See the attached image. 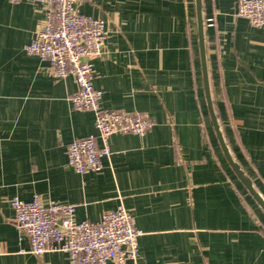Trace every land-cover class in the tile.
<instances>
[{"label": "crops", "instance_id": "1", "mask_svg": "<svg viewBox=\"0 0 264 264\" xmlns=\"http://www.w3.org/2000/svg\"><path fill=\"white\" fill-rule=\"evenodd\" d=\"M236 4L202 0L211 96L233 159L264 198V27ZM76 9L109 31L92 61L101 108L153 125L112 136L103 169L77 173L67 149L98 135L96 115L74 107L73 77L55 80L50 63L25 50L47 7L0 0V264H70L63 252L37 258L17 229L11 200L34 196L75 206L78 221L122 206L143 232L126 264H264V212L210 118L195 0H79Z\"/></svg>", "mask_w": 264, "mask_h": 264}, {"label": "built area", "instance_id": "2", "mask_svg": "<svg viewBox=\"0 0 264 264\" xmlns=\"http://www.w3.org/2000/svg\"><path fill=\"white\" fill-rule=\"evenodd\" d=\"M8 1L18 4L25 0ZM30 1L45 5L48 16L26 52L49 62L55 80L73 77L78 86L71 98L74 107L96 115L98 135L73 141L67 149L68 162L79 174L100 172L102 159L111 155L112 136H143L153 124L146 116L100 106L102 93L92 83V61L103 54L109 36L105 22L80 14L76 9L79 0ZM236 12L253 27H264V0H237ZM11 206L15 225L28 238L37 258L56 252L66 253L70 264H126L128 259L135 262L138 258V239L143 232L122 206L106 212L99 222L78 221L75 206L44 202L40 196L29 202L15 197Z\"/></svg>", "mask_w": 264, "mask_h": 264}, {"label": "water", "instance_id": "3", "mask_svg": "<svg viewBox=\"0 0 264 264\" xmlns=\"http://www.w3.org/2000/svg\"><path fill=\"white\" fill-rule=\"evenodd\" d=\"M196 2V11H197V23H198V35H199V45H200V56H201V66H202V76H203V83H204V91L206 96V102L208 106V110L210 113V118L219 141V144L222 148L224 156L237 176V178L243 183L245 188L248 190L250 195L253 199L257 202L260 208L264 212V198L256 191L253 186L252 181L246 177L245 173L241 169L240 165L233 159L226 142L224 140L219 122L217 120V116L215 114L212 96H211V89H210V80H209V73H208V66H207V59H206V47H205V22L203 18V8H202V0H195Z\"/></svg>", "mask_w": 264, "mask_h": 264}]
</instances>
